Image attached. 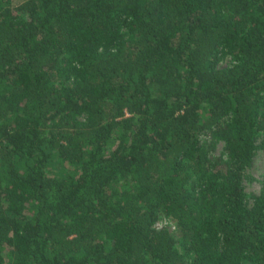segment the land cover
<instances>
[{"label":"trees","instance_id":"1","mask_svg":"<svg viewBox=\"0 0 264 264\" xmlns=\"http://www.w3.org/2000/svg\"><path fill=\"white\" fill-rule=\"evenodd\" d=\"M257 149L264 0H0V264H264Z\"/></svg>","mask_w":264,"mask_h":264},{"label":"rangeland","instance_id":"2","mask_svg":"<svg viewBox=\"0 0 264 264\" xmlns=\"http://www.w3.org/2000/svg\"><path fill=\"white\" fill-rule=\"evenodd\" d=\"M232 59L229 55L223 56L220 60V64H230ZM222 144L218 143L214 151L216 155L222 154ZM245 176L243 178L244 189L247 192L257 193L261 187V180L264 179V149H257L252 156L251 162L246 168ZM165 222L164 219H160L158 224Z\"/></svg>","mask_w":264,"mask_h":264}]
</instances>
